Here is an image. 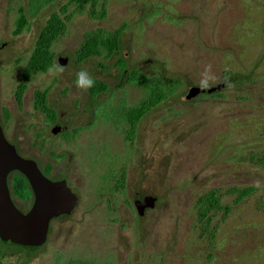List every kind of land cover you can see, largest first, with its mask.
<instances>
[{
	"label": "rangeland",
	"instance_id": "obj_1",
	"mask_svg": "<svg viewBox=\"0 0 264 264\" xmlns=\"http://www.w3.org/2000/svg\"><path fill=\"white\" fill-rule=\"evenodd\" d=\"M69 1L0 0V43L9 44L0 50V126L23 157L42 169L55 163L51 177L79 196L71 216L51 223L44 247L0 244V264H264V167L256 162L264 155V0ZM21 8L29 25L16 35ZM53 13L66 22L52 46L55 65L32 78L17 107L23 69ZM99 30L121 31L119 52L78 64L86 36ZM209 65L215 79L207 82L225 89L187 100ZM80 71L109 87L92 107L76 85ZM134 71L175 81L176 90L141 120L131 144L120 114L146 95L130 81ZM37 90L56 123L33 108ZM211 191L220 207L207 225L199 201ZM141 197L158 199L143 217L134 207Z\"/></svg>",
	"mask_w": 264,
	"mask_h": 264
},
{
	"label": "trees",
	"instance_id": "obj_2",
	"mask_svg": "<svg viewBox=\"0 0 264 264\" xmlns=\"http://www.w3.org/2000/svg\"><path fill=\"white\" fill-rule=\"evenodd\" d=\"M101 0H71V3L77 4L80 8L87 6H95ZM37 4L42 5L41 0H37ZM28 26V19L25 14V9H20V15L17 21L16 34H20ZM66 30V22L60 14L53 13L48 19L44 29L39 35L34 50L30 59L28 60L22 74V82L17 91V98L20 101L23 93L27 88V84L31 79L39 73L47 72L54 64V54L52 52L53 44L59 39V37ZM121 40V31L118 32H105L102 30L89 33L81 49L78 51V57L83 60L91 57H101L106 54V57L110 58L114 54L119 52ZM125 69L124 66H122ZM94 80V86L89 90V93L96 98L99 95L106 94L109 91V87L106 83ZM130 81L139 84L146 91V95L139 105L132 107L129 110H124L120 114L121 120L128 123L131 127L130 138L135 135V130L141 118L150 109H155L162 102L169 99L175 93V81L167 80L165 83H160L157 80H149L141 77L137 72H133L130 75ZM35 103L40 109L47 115L48 119L52 122L56 121V115L52 109L47 107L46 94L41 91L35 92ZM257 164L264 167V155L256 159ZM50 166L46 169V174L50 172ZM125 178L121 177L117 183V188H124ZM13 195L19 197L22 200H29L32 197V191L28 180L20 173H16L12 180ZM253 192V188H246L240 192V199L248 196ZM200 204V216L201 219L206 220L207 225L210 222V213L220 207V200L216 196L215 191H211L205 195L199 201ZM205 223V224H206ZM0 244L9 248H17L25 251L24 249L16 246H6L1 241Z\"/></svg>",
	"mask_w": 264,
	"mask_h": 264
},
{
	"label": "water",
	"instance_id": "obj_3",
	"mask_svg": "<svg viewBox=\"0 0 264 264\" xmlns=\"http://www.w3.org/2000/svg\"><path fill=\"white\" fill-rule=\"evenodd\" d=\"M60 63L65 66L67 60L61 59ZM225 87V83L205 90L193 87L186 99L222 92ZM12 172L21 173L34 193L35 201L28 212L20 211L12 200L8 184V177ZM157 201L156 197L138 198L135 201L138 215L143 217L147 210L155 209ZM77 204L78 196L67 183L47 178L36 161L19 155L0 126V240L7 245L36 252L46 244L52 220L60 215L71 214Z\"/></svg>",
	"mask_w": 264,
	"mask_h": 264
},
{
	"label": "flooded vegetation",
	"instance_id": "obj_4",
	"mask_svg": "<svg viewBox=\"0 0 264 264\" xmlns=\"http://www.w3.org/2000/svg\"><path fill=\"white\" fill-rule=\"evenodd\" d=\"M71 1V0H70ZM69 1V2H70ZM28 19V18H27ZM48 21V20H47ZM47 23V22H46ZM28 25H29V20H28ZM46 25V24H45ZM28 27V26H27ZM26 27V28H27ZM45 27V26H44ZM44 27H43V29H44ZM25 28V29H26ZM24 29V30H25ZM42 29V30H43ZM16 30H17V27H16ZM24 30L22 31V32H24ZM42 30H41V32H42ZM21 32V33H22ZM41 32L39 33V35L41 34ZM20 33V34H21ZM15 34H16V32H15ZM20 34H16V35H20ZM39 37V36H38ZM38 39V38H37ZM36 44V43H35ZM9 44L7 43V44H2V43H0V50H3V49H5L6 48V46H8ZM35 47V46H34ZM33 50H34V48H33ZM33 52V51H32ZM117 54V53H116ZM31 55H32V53H31ZM31 57V56H30ZM95 57H98V56H95ZM91 58H93V57H91ZM30 59V58H29ZM28 59V60H29ZM61 59H64V58H60L59 60H58V63L61 65V63H60V60ZM88 59H90V58H87V59H83V60H81L79 57H78V54H77V63L78 64H82L83 62H85L86 60H88ZM28 62V61H27ZM27 64V63H26ZM55 65V57H54V64H53V66ZM26 66V65H25ZM52 66V67H53ZM51 67V68H52ZM25 68V67H24ZM24 70V69H23ZM123 70H125V69H123ZM135 72V71H134ZM44 73H46V72H44ZM133 73V72H132ZM131 73V74H132ZM22 74H23V72H22ZM40 74V73H39ZM38 75V74H37ZM36 75V76H37ZM35 77V76H34ZM92 79H94V78H92ZM32 80V79H31ZM95 80H97V79H95ZM100 81V80H99ZM21 82H22V76H21ZM103 82V81H102ZM21 84V83H20ZM20 84H19V86H20ZM29 84V83H28ZM28 84H27V86H28ZM19 86L17 87V89H16V92H15V99H16V104H17V107H19V106H21V105H23V100H24V94H25V92L23 93V96H22V98H21V100L19 101L18 100V98H17V91H18V89H19ZM27 89V88H26ZM88 90V89H87ZM26 91V90H25ZM37 91H41V90H37ZM36 92V91H35ZM35 92H34V97H33V108L36 110V111H38V112H41V113H43L45 116H46V118L48 119V117H47V115L40 109V107L39 106H37L36 105V103H35ZM41 92H43V91H41ZM88 92H89V90H88ZM43 93H45L46 94V103H47V107L49 108V109H52L53 111H54V113H55V115H56V121L55 122H52L51 120H49V121H51V123H56L57 122V120L59 119V114L57 113V111L55 110V109H53L49 104H48V97H47V93L46 92H43ZM90 94V93H89ZM207 94V93H206ZM102 95H104V94H102ZM203 95V94H202ZM101 95H99V96H97L96 98H94L91 94H90V99H91V107L97 102V100L99 99V97H100ZM129 110V109H128ZM153 109H150L148 112H146L145 114H144V116L141 118V120L148 114V113H150L151 111H152ZM90 114H91V116L94 118V116H95V112H94V110H90ZM96 115H97V113H96ZM141 120L139 121V123H138V125H137V127L139 126V124H140V122H141ZM128 124V123H127ZM129 125V124H128ZM2 127V126H1ZM3 128V127H2ZM56 129H59V131L61 130L60 128H57V127H55V128H53L52 129V133L55 135V134H57V133H59V132H56L55 133V130ZM67 129V128H66ZM130 129H131V127H130V125H129V130L127 131V136H126V138H127V140H129L130 142H131V144H133V142H134V140H135V137H136V130H137V128H136V130H135V135H134V137L133 138H130ZM3 130H4V128H3ZM74 132H76L75 130H74ZM4 134H5V136H6V138H8L7 140L12 144V145H14L13 143H12V141L9 139V137L6 135V131L4 130ZM15 146V145H14ZM16 147V146H15ZM16 150H17V152H18V154L19 155H21L20 153H19V151H18V149H17V147H16ZM22 156V155H21ZM60 156V158H59V161H63L64 160V158L62 157V154H60L59 155ZM23 157V156H22ZM37 163V162H36ZM56 163H58V162H56ZM38 164V163H37ZM38 166H39V164H38ZM48 166H50V172H49V174H46V169H47V167ZM39 168H40V166H39ZM41 169V171H42V173L47 177V178H49V179H51V180H53V181H65L66 183L68 182L69 184H70V186L68 185V183H67V185H68V187L72 190V192L74 193V194H76L75 192H74V189H73V187H71L72 186V184L68 181V180H64V179H56V178H52L51 177V175H52V173L55 171V169H56V164L55 163H51V164H48L45 168H40ZM16 173H19V172H12V173H10V175H9V177H8V184H9V188H10V192H11V197H12V200H13V202H14V204L17 206V208L20 210V211H22V212H28L31 208H32V206H33V204H34V201H35V196H34V193H33V191H32V189H31V187H30V189H31V191H32V197L29 199V200H22V199H20L19 197H17V196H15V195H13V191H12V187H11V184H12V180L14 179V177H15V175H16ZM21 174V173H20ZM22 175V174H21ZM23 176V175H22ZM122 177H124V176H122ZM125 178V177H124ZM119 181V180H118ZM121 190H123V188L121 189ZM77 195V194H76ZM78 196V195H77ZM136 201V200H135ZM135 201H134V207H135ZM20 203H22L24 206H27V210H23V209H21L19 206H18V204H20ZM78 204H79V196H78ZM78 204H77V206H78ZM77 206H76V208H77ZM76 208L73 210V212L71 213V214H69V215H60L59 217H57V218H54L53 220H52V224L54 223V221H56V220H58V219H60V218H62V217H67V216H71L73 213H74V211L76 210ZM135 209H136V207H135ZM137 211V210H136ZM52 224L50 225V227L52 226ZM50 232V231H49ZM48 238H49V235H48ZM1 241V240H0ZM2 242V241H1ZM3 243V242H2ZM48 243V240H47V242H46V244ZM4 245H6V246H10V245H7V244H5V243H3ZM45 244V245H46ZM2 245V244H1ZM44 245V246H45ZM43 246V247H44ZM26 252H28V253H34V252H29V251H26ZM86 264H92V263H86Z\"/></svg>",
	"mask_w": 264,
	"mask_h": 264
},
{
	"label": "clouds",
	"instance_id": "obj_5",
	"mask_svg": "<svg viewBox=\"0 0 264 264\" xmlns=\"http://www.w3.org/2000/svg\"><path fill=\"white\" fill-rule=\"evenodd\" d=\"M56 69L59 72H63V67H61L59 64L56 65ZM211 66L209 65L203 74V78L200 81L199 88L201 90L209 89L212 85L208 83L207 81L214 80L215 78L209 75ZM76 85L78 88L87 90L90 89L94 86V80L89 76V74L86 71H80L77 73V80H76ZM231 86V85H229Z\"/></svg>",
	"mask_w": 264,
	"mask_h": 264
}]
</instances>
